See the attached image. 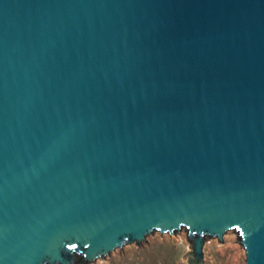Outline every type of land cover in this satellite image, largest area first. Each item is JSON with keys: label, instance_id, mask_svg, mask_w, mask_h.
<instances>
[{"label": "water", "instance_id": "95a60500", "mask_svg": "<svg viewBox=\"0 0 264 264\" xmlns=\"http://www.w3.org/2000/svg\"><path fill=\"white\" fill-rule=\"evenodd\" d=\"M181 229L264 264V0H0V264Z\"/></svg>", "mask_w": 264, "mask_h": 264}, {"label": "rangeland", "instance_id": "374dc122", "mask_svg": "<svg viewBox=\"0 0 264 264\" xmlns=\"http://www.w3.org/2000/svg\"><path fill=\"white\" fill-rule=\"evenodd\" d=\"M230 238H233L238 251L227 247ZM190 252L192 246L184 229L174 234L153 232L141 244L125 245L93 264H190L188 257L183 259ZM203 264H245V252L237 234L226 232L221 243L213 239L206 241L203 245Z\"/></svg>", "mask_w": 264, "mask_h": 264}, {"label": "bare ground", "instance_id": "6f19581e", "mask_svg": "<svg viewBox=\"0 0 264 264\" xmlns=\"http://www.w3.org/2000/svg\"><path fill=\"white\" fill-rule=\"evenodd\" d=\"M227 239V238H226ZM229 242V244H228V248H230L231 250H233L234 252H236V251H238V247H236V245L234 246V243H233V238H230L229 240H228Z\"/></svg>", "mask_w": 264, "mask_h": 264}]
</instances>
